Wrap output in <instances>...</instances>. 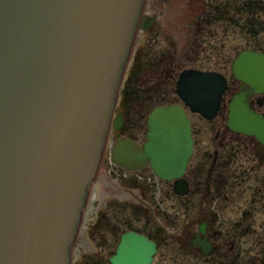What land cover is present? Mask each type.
I'll use <instances>...</instances> for the list:
<instances>
[{"label": "water", "instance_id": "obj_1", "mask_svg": "<svg viewBox=\"0 0 264 264\" xmlns=\"http://www.w3.org/2000/svg\"><path fill=\"white\" fill-rule=\"evenodd\" d=\"M144 0H0V264H69L70 249L98 167L124 65ZM231 70L241 81L226 124L264 144V114L249 98L264 91V54L240 50ZM226 88L223 74L183 69L176 93L212 118ZM192 152L190 119L180 103L155 105L138 145L116 139L111 159L149 163L180 186ZM152 213V211H151ZM155 243L122 233L111 264H150Z\"/></svg>", "mask_w": 264, "mask_h": 264}, {"label": "flooded vegetation", "instance_id": "obj_2", "mask_svg": "<svg viewBox=\"0 0 264 264\" xmlns=\"http://www.w3.org/2000/svg\"><path fill=\"white\" fill-rule=\"evenodd\" d=\"M152 2L154 3L155 0ZM207 3L208 12H205L206 9H198L191 16V12L188 11L187 18L195 19V29L202 28V31L207 32V34H201V39H208L213 35L215 41H219V32L221 35H226V38L221 41L230 40L233 45V26L234 23H239L246 26L244 29L253 28L252 35L250 33L247 35L249 40L250 36H253L255 41H264L261 35L264 32V0H228L229 4L222 10L216 8L219 0H208ZM250 3L254 4L256 12L251 11V6L248 5ZM241 4L243 8L239 11L237 6ZM149 10L152 9L146 8L147 13ZM207 25L215 29L212 31L206 27ZM220 25H223L222 29H218ZM252 49L264 53V46ZM223 73L229 78L225 72ZM235 84L237 89L238 81L228 79L227 90L233 88ZM250 103L254 108L264 112V93L252 96ZM121 112L123 124L125 116L122 110ZM223 129L232 136L223 134L224 137L217 141L220 148L207 152L203 150L201 129H197L191 120L192 153L182 174L185 183L181 185L179 192L174 189L173 180L156 176L148 163L132 169L115 164L118 169L111 177L103 171L98 173L100 181H96L93 190L95 192L97 189L102 196L97 205L93 203V199L91 200L93 203L91 208L88 207L89 202L86 203L84 228L81 227L83 229L79 231L76 240V244L84 245V251L79 250L75 245L71 264H111L110 256L114 253L121 234L128 229L142 233L154 241L155 252L151 264H264V225L261 221L257 222L255 214L264 203V176L262 180L259 174L261 171L258 169L260 164L264 166V162L258 160L259 156L255 154V151L257 154L258 152L254 149V147L264 146L251 136L230 131L225 122H223ZM145 130L143 126L136 128L137 132L130 136L141 144L145 137ZM219 132L220 130L216 129L214 139L218 137ZM112 135H115L114 142L117 137L116 132H112ZM249 141L254 146L251 147L252 150L243 149L242 151L234 147V142L247 143L249 146ZM224 144H229L230 148L234 147L233 151H230V148L222 149ZM105 152L109 151L105 150L102 158ZM260 157L263 158L261 155ZM154 186H157L159 191L163 189L167 196L177 201L176 212L171 211L169 207L157 205L158 202L151 198L154 196ZM238 191L250 193L249 197L244 199L249 206L239 211L235 215L236 219L231 220L232 217L227 215L223 220L220 214L221 207H228L232 202L234 203L236 195H241ZM114 196L127 200L129 204L133 203L129 206L133 212L145 210L146 222L151 229L141 230L132 226L122 230L115 229L113 231L115 238L111 240L98 226L93 228L92 233L97 234L96 240L92 241V234L88 235L86 231L89 212L93 210L97 215L98 208L104 207V200L108 197L107 201H109ZM260 201L262 202L259 205H254ZM231 214L234 216V213ZM95 220L99 225L101 222L99 214ZM105 222L103 221L102 226ZM228 222L230 227L224 226V223ZM112 224L107 221L105 225L110 227ZM255 246L257 249L252 253L250 250ZM171 254L176 256L172 257ZM190 258L193 262L187 261Z\"/></svg>", "mask_w": 264, "mask_h": 264}, {"label": "rangeland", "instance_id": "obj_3", "mask_svg": "<svg viewBox=\"0 0 264 264\" xmlns=\"http://www.w3.org/2000/svg\"><path fill=\"white\" fill-rule=\"evenodd\" d=\"M152 1L153 0H146L145 6L143 7V13L147 12L146 8L147 10L148 8L152 9L153 11L149 10L148 14L152 15L153 20L146 28L138 27L139 31L135 36L134 44L128 57L126 72L119 87L116 106L124 112L125 116L120 130L121 135H132V133L137 132L136 128L142 126L145 130L146 113L154 104L159 102L179 101L177 94L174 92V87L177 73L182 68L194 66L199 68L216 69L225 72L229 79L233 81L234 79H232L233 76L230 71V63L236 52L243 47L254 48L264 46V41H255L253 36H250V40L247 38L249 33L251 35L253 33L252 27L244 29L246 26H242L239 23H234L233 26V45L230 40L221 41L226 38V35H221L219 32V41H215L213 35L208 39H201V34H207V32L202 31V28L200 30L195 29V19L194 17L187 18L189 15L188 11L191 12V16L192 13L198 9H206L205 12H208V0H155L154 3ZM228 4V0H219V4L216 8L222 10ZM248 5L251 6V11L256 12L253 3ZM237 8L241 11L243 4L239 5V7L237 6ZM243 14L245 13L243 12ZM236 16L237 15L235 14V17ZM222 26L223 25H220L218 29H222ZM206 27H209L212 31L215 29V27L211 25H207ZM261 35L264 38V32H262ZM230 37L232 38V35ZM234 89H236V84L225 93V103ZM187 112L195 127L201 129L200 135L202 137L203 150L212 152L213 149L220 148L218 142L221 137H224L223 134L226 136H232L231 133L226 132L223 129V122H225L226 113L225 105L213 119H206L197 113L190 111ZM216 129H219L220 132L218 137L214 139ZM114 138L115 135H112L111 133L110 139H107L109 145L114 143ZM251 143L252 142L249 141V146H247V143L234 142V147H237L242 151L243 149L249 151L252 150L251 147H254ZM234 147L230 148L229 144H224L222 149L230 148V151H233ZM108 148L110 149L108 146L106 151H108ZM254 149L258 152L257 154L255 151V154L259 156L258 160L264 162V147H254ZM259 154L263 156V158H261ZM117 169L115 163L111 162L109 159L108 152H105V156L101 159L97 173L91 182L88 202L93 195V188L96 181H100L98 173L103 171L111 177ZM258 169L261 171L259 174L263 180L264 166L260 164ZM147 175H149V173H147ZM153 191L154 196L151 198L156 203L158 202L157 205L165 208L169 207L173 212L178 210L177 201L174 198L167 196L163 189L159 191L158 187L154 186ZM238 192H240L241 195H236L234 203L232 202L233 205L231 204L228 207H221L220 214L223 220L226 219L227 215L232 217L231 220L236 219L235 215L243 210V208L249 206L244 199L248 198L250 193L247 191ZM95 195L96 196L93 197V203L97 205L100 202L99 200L102 194L100 195V192L96 189ZM112 198L113 199L107 201V197L103 202L104 207L98 208L97 210L101 217L99 225L95 222L98 214L96 215L94 211L89 212L86 231L88 235L92 234L93 240L90 238L92 241L96 240L97 234L92 233L93 228L98 226L101 227L100 229L104 230L103 233L111 238V240L112 238H115L113 234L115 229L122 230L130 226L141 230L151 229V226L146 222L145 210L141 209L138 213L136 211L133 212L131 211V207H129L133 203L129 204L127 200H123L118 196ZM261 202L262 201L257 202L254 205H259ZM86 212L87 209L84 210L81 219L82 221L77 232L81 229ZM231 213H234V216ZM255 214L257 222L261 221L264 225V203L261 209ZM103 221H108L113 224L110 225V227H106L105 222L102 226ZM225 225L230 227V222L224 223V226ZM244 239L245 238H243V240ZM75 245L78 246L79 250L84 251V245H79V243H75L74 246ZM256 249L257 247L255 246L250 251L254 253ZM170 256L174 257L176 255L171 254ZM187 261L193 262L191 258Z\"/></svg>", "mask_w": 264, "mask_h": 264}, {"label": "bare ground", "instance_id": "obj_4", "mask_svg": "<svg viewBox=\"0 0 264 264\" xmlns=\"http://www.w3.org/2000/svg\"><path fill=\"white\" fill-rule=\"evenodd\" d=\"M144 6H145V3H143L142 9H141V13H143V7H144ZM146 13H147V12H146ZM144 14H145V12H144ZM141 18H142V16H140V19H141ZM97 188H98V187H97ZM86 196H87V195H86ZM94 196H96V195H95V192L93 191V195H92V197H91V199L89 200V203H88V207H90V208L93 206V203H92L91 200L93 199ZM97 198H98V197H97ZM83 205H84V204H83ZM92 211H93V210H92ZM83 226H84V222H82L81 227H83ZM83 228H84V227H83ZM83 228H81V229H83ZM81 229H80V230H81ZM80 230H79V231H80Z\"/></svg>", "mask_w": 264, "mask_h": 264}]
</instances>
